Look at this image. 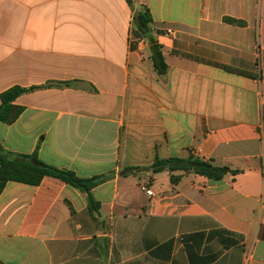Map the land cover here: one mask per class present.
Segmentation results:
<instances>
[{
    "label": "crops",
    "instance_id": "obj_1",
    "mask_svg": "<svg viewBox=\"0 0 264 264\" xmlns=\"http://www.w3.org/2000/svg\"><path fill=\"white\" fill-rule=\"evenodd\" d=\"M49 83L1 145L105 180L7 182L0 264H264V0H0V95ZM189 156L236 173L152 170Z\"/></svg>",
    "mask_w": 264,
    "mask_h": 264
},
{
    "label": "trees",
    "instance_id": "obj_2",
    "mask_svg": "<svg viewBox=\"0 0 264 264\" xmlns=\"http://www.w3.org/2000/svg\"><path fill=\"white\" fill-rule=\"evenodd\" d=\"M127 2L131 4V0H127ZM151 22V15L149 10L146 8L142 9L133 16V23L137 32L146 40L149 49L151 50L155 69L159 74H163L166 72L167 66L164 62L161 47L151 33ZM227 70L243 75H249L231 68H227ZM51 86V83L30 88L13 86L4 91L0 95V121L11 124L19 118L24 110L23 107L14 104V101L19 96L40 88H48ZM152 170L155 173L167 170L171 174L175 171H183L186 173L191 172L213 181L221 180L228 172H232L233 174L236 173V171H230L226 167L213 166L210 162L204 161L195 156H189L186 159L171 158L167 160H160L156 158L153 163ZM45 177H53L62 180L75 188L87 192L88 194L92 188L105 180L104 177H93L90 179L79 178L73 171L59 169L45 164L38 158L37 151L32 154H14L6 151L0 143V193L9 181L37 186ZM178 179L179 176L171 175V180L173 182H176ZM89 203L91 207L95 206V202L90 194Z\"/></svg>",
    "mask_w": 264,
    "mask_h": 264
},
{
    "label": "built area",
    "instance_id": "obj_3",
    "mask_svg": "<svg viewBox=\"0 0 264 264\" xmlns=\"http://www.w3.org/2000/svg\"><path fill=\"white\" fill-rule=\"evenodd\" d=\"M141 190L146 193L148 196H153V191L150 188V183L148 181L140 185Z\"/></svg>",
    "mask_w": 264,
    "mask_h": 264
}]
</instances>
